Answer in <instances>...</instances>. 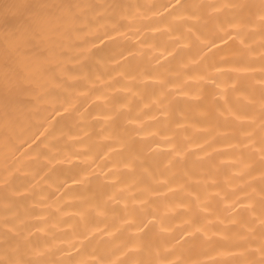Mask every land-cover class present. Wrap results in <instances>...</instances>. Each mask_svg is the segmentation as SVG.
<instances>
[{"label": "clouds", "instance_id": "1", "mask_svg": "<svg viewBox=\"0 0 264 264\" xmlns=\"http://www.w3.org/2000/svg\"><path fill=\"white\" fill-rule=\"evenodd\" d=\"M15 2L0 264H264V0Z\"/></svg>", "mask_w": 264, "mask_h": 264}, {"label": "bare ground", "instance_id": "2", "mask_svg": "<svg viewBox=\"0 0 264 264\" xmlns=\"http://www.w3.org/2000/svg\"><path fill=\"white\" fill-rule=\"evenodd\" d=\"M15 0H3L0 3V32H15L25 22Z\"/></svg>", "mask_w": 264, "mask_h": 264}]
</instances>
